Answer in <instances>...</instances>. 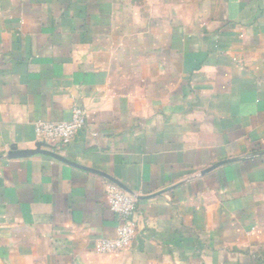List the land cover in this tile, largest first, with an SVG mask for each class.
<instances>
[{"label": "crops", "instance_id": "obj_1", "mask_svg": "<svg viewBox=\"0 0 264 264\" xmlns=\"http://www.w3.org/2000/svg\"><path fill=\"white\" fill-rule=\"evenodd\" d=\"M76 106L86 125L67 147L35 136ZM111 182L137 225L102 255ZM262 250L264 0H0V264H254Z\"/></svg>", "mask_w": 264, "mask_h": 264}, {"label": "built area", "instance_id": "obj_2", "mask_svg": "<svg viewBox=\"0 0 264 264\" xmlns=\"http://www.w3.org/2000/svg\"><path fill=\"white\" fill-rule=\"evenodd\" d=\"M86 114L76 106L69 121L38 122L34 134L45 143L67 147L75 136L85 128ZM106 202L110 211L117 217L118 225L113 238H101L96 242L98 253L116 255L130 246L136 231V199L127 189L111 182L105 189Z\"/></svg>", "mask_w": 264, "mask_h": 264}, {"label": "trees", "instance_id": "obj_3", "mask_svg": "<svg viewBox=\"0 0 264 264\" xmlns=\"http://www.w3.org/2000/svg\"><path fill=\"white\" fill-rule=\"evenodd\" d=\"M262 254H264V252ZM254 264H264V262L262 261V259L259 255L256 257Z\"/></svg>", "mask_w": 264, "mask_h": 264}, {"label": "water", "instance_id": "obj_4", "mask_svg": "<svg viewBox=\"0 0 264 264\" xmlns=\"http://www.w3.org/2000/svg\"><path fill=\"white\" fill-rule=\"evenodd\" d=\"M43 152V151H42ZM44 154H46V155H48V156H51V157H53V158H56V159H58V157H56V155H54L53 153H51V152H43Z\"/></svg>", "mask_w": 264, "mask_h": 264}, {"label": "rangeland", "instance_id": "obj_5", "mask_svg": "<svg viewBox=\"0 0 264 264\" xmlns=\"http://www.w3.org/2000/svg\"><path fill=\"white\" fill-rule=\"evenodd\" d=\"M264 252V250H262V252L259 253V256L261 257L262 261L264 262V254H262Z\"/></svg>", "mask_w": 264, "mask_h": 264}]
</instances>
